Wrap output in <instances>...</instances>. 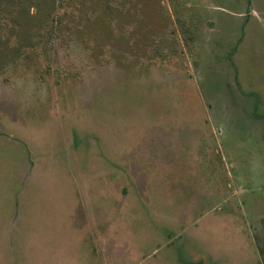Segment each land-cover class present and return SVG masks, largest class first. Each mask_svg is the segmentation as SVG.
<instances>
[{
    "label": "rangeland",
    "instance_id": "obj_1",
    "mask_svg": "<svg viewBox=\"0 0 264 264\" xmlns=\"http://www.w3.org/2000/svg\"><path fill=\"white\" fill-rule=\"evenodd\" d=\"M0 264H264V0H0Z\"/></svg>",
    "mask_w": 264,
    "mask_h": 264
}]
</instances>
